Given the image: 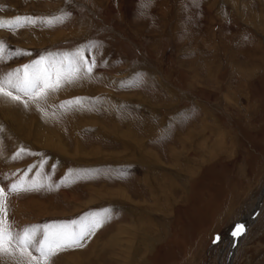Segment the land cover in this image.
<instances>
[{
  "label": "rangeland",
  "instance_id": "obj_1",
  "mask_svg": "<svg viewBox=\"0 0 264 264\" xmlns=\"http://www.w3.org/2000/svg\"><path fill=\"white\" fill-rule=\"evenodd\" d=\"M64 13L0 29L30 53L0 73L95 45L92 73L39 107L0 98V186L31 166L45 185L8 193L13 228L107 211L47 264H229L228 233L264 189V0H0V18ZM257 210L232 264H264V200Z\"/></svg>",
  "mask_w": 264,
  "mask_h": 264
},
{
  "label": "snow or ice",
  "instance_id": "obj_2",
  "mask_svg": "<svg viewBox=\"0 0 264 264\" xmlns=\"http://www.w3.org/2000/svg\"><path fill=\"white\" fill-rule=\"evenodd\" d=\"M67 15L68 13H64L51 18L26 15L9 19L0 18V29L12 31L37 23L52 26L57 22H63ZM94 46L89 44L87 48L79 47L70 52L47 53L11 71L0 73V98L21 103L25 107L32 102L39 107L36 103L38 100L46 98L50 92L59 91L65 84L74 83L79 79L81 71L86 74L92 73L95 59L89 61L86 52ZM8 47L7 42L0 39V60H4L6 55L8 58L30 55L21 49L8 51ZM80 103L81 98L77 97L63 102L61 107ZM22 154L29 153L26 149L20 148L12 158H19ZM44 163L46 161L42 160L39 167L42 168ZM32 167L37 166L29 167L20 178L7 186H0V255L15 261V264H47L59 252L72 247H82V241L94 235L108 218L107 211L103 215L86 213L77 220L25 225L15 230L8 214V193L45 187L36 179H29L28 173L32 171ZM242 233L243 226L237 225L233 235L239 236ZM33 252L38 255H33Z\"/></svg>",
  "mask_w": 264,
  "mask_h": 264
},
{
  "label": "bare ground",
  "instance_id": "obj_3",
  "mask_svg": "<svg viewBox=\"0 0 264 264\" xmlns=\"http://www.w3.org/2000/svg\"><path fill=\"white\" fill-rule=\"evenodd\" d=\"M155 178V177H154ZM149 179V178H148ZM264 200V189L260 195V198H259V203L257 202V205L255 206V209H252L253 211L250 212L244 219L240 220L233 228L232 230H230V232L228 234L231 235L232 239L234 237V240L231 241V249H230V252H229V256H228V263L229 264H232V258L235 254V251H236V248H237V245L239 244V241H240V238L242 237V235L244 234V232H246V230L250 227V225H252L258 218V215H257V208L259 209L260 206H261V203L263 202ZM237 225H241L243 226V233L239 236H234L233 235V232L237 230ZM112 241L115 242L116 244V239L114 237H112ZM138 253V252H137ZM139 254V253H138ZM137 255V254H136ZM138 258V257H137ZM136 258V259H137ZM138 261V260H137Z\"/></svg>",
  "mask_w": 264,
  "mask_h": 264
}]
</instances>
